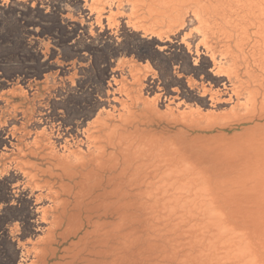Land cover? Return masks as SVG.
<instances>
[{"label": "bare ground", "instance_id": "6f19581e", "mask_svg": "<svg viewBox=\"0 0 264 264\" xmlns=\"http://www.w3.org/2000/svg\"><path fill=\"white\" fill-rule=\"evenodd\" d=\"M22 1L0 264H264V0Z\"/></svg>", "mask_w": 264, "mask_h": 264}, {"label": "rangeland", "instance_id": "374dc122", "mask_svg": "<svg viewBox=\"0 0 264 264\" xmlns=\"http://www.w3.org/2000/svg\"><path fill=\"white\" fill-rule=\"evenodd\" d=\"M2 2L7 7V10L6 13L0 12V76L3 79H7L9 72L13 73V71L21 67L24 68V66L26 67L29 64H33V58L31 53L25 52L24 48V46L28 44L29 38L31 40L30 35L25 32L28 27L26 24H28L27 20L29 19V14L22 10L24 1L2 0ZM27 5L30 6V3L27 2ZM36 19H38V17H36ZM47 35L49 37L53 36V34L49 32ZM32 54L34 53L32 52ZM37 58L38 60L43 59V57L40 58V56ZM49 58L45 60H53V57H51L50 60Z\"/></svg>", "mask_w": 264, "mask_h": 264}]
</instances>
